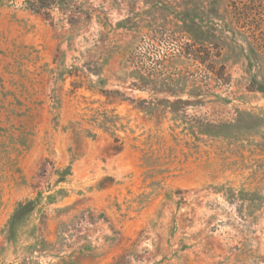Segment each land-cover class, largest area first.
<instances>
[{
  "label": "rangeland",
  "instance_id": "1",
  "mask_svg": "<svg viewBox=\"0 0 264 264\" xmlns=\"http://www.w3.org/2000/svg\"><path fill=\"white\" fill-rule=\"evenodd\" d=\"M91 1L120 23L101 83L73 72L96 23L0 0V264H264V0ZM186 44L176 95L118 79Z\"/></svg>",
  "mask_w": 264,
  "mask_h": 264
},
{
  "label": "trees",
  "instance_id": "2",
  "mask_svg": "<svg viewBox=\"0 0 264 264\" xmlns=\"http://www.w3.org/2000/svg\"><path fill=\"white\" fill-rule=\"evenodd\" d=\"M256 2L257 0H228V3L234 10L239 8L247 10L251 4H255ZM26 3L32 12L43 16L51 25H54L55 21H57V23H61L59 26L64 28L62 24H67V28L62 33H58L56 38L60 37V39L65 38V40H70L75 35H79L82 30H88L92 22L96 23L98 29L96 32L90 33L93 41H95L96 48L93 50V54H90L92 53L90 51L86 52V60L83 65H74L73 72L74 75L81 76L83 70H86L90 75L93 74L98 77V82H104V79L100 76L101 65L107 63L111 54L116 53L121 48L120 45H110L109 42V39L111 40L110 36L120 27V23L118 22L113 25L108 20L102 6H94L91 0H26ZM57 51H59V45ZM196 51L199 50L186 44L185 48L183 46L179 47L177 54L175 53V55L170 56L163 55L158 59H152V57L144 55H135L130 58L121 56L118 79L127 78L129 80L128 84L132 88L147 87L158 82L161 91H165L169 95H176L174 94L176 90L174 84L177 82V78L174 77L175 64L190 56L202 62L200 60L201 56L195 54ZM96 54L99 55L96 56ZM148 61L150 62L147 63ZM105 91L108 93L113 92L115 97L120 100L128 99L132 102L136 101L132 97H126L120 89ZM163 101L169 104L167 106H171L174 103V101L171 102L168 99H164ZM175 101L183 102L184 100L178 98ZM141 108L149 113L154 109L152 105H144ZM114 141L116 143L112 145V148L119 151L123 143L120 142L118 137H115ZM66 171H68V168H66ZM32 205V201L20 203L12 217V223L18 220L23 213L28 212Z\"/></svg>",
  "mask_w": 264,
  "mask_h": 264
}]
</instances>
